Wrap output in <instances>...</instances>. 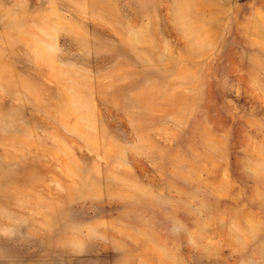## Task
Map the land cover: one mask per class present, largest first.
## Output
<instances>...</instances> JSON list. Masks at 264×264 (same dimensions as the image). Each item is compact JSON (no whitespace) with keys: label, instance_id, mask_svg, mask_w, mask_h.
I'll list each match as a JSON object with an SVG mask.
<instances>
[{"label":"rangeland","instance_id":"374dc122","mask_svg":"<svg viewBox=\"0 0 264 264\" xmlns=\"http://www.w3.org/2000/svg\"><path fill=\"white\" fill-rule=\"evenodd\" d=\"M0 264H264V0H0Z\"/></svg>","mask_w":264,"mask_h":264}]
</instances>
